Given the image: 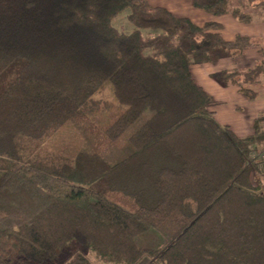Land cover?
Segmentation results:
<instances>
[{
    "label": "trees",
    "instance_id": "trees-1",
    "mask_svg": "<svg viewBox=\"0 0 264 264\" xmlns=\"http://www.w3.org/2000/svg\"><path fill=\"white\" fill-rule=\"evenodd\" d=\"M248 4L192 0L215 16L264 19V0ZM126 9L129 33L112 25ZM220 29L148 0H0V264H59L74 245L63 264H264V191L246 166L264 147V111L236 136L190 69L264 50ZM214 78L252 100L264 61ZM106 83L119 106L110 123L93 101ZM72 121L94 147L51 146ZM130 128L128 153L110 161L102 150Z\"/></svg>",
    "mask_w": 264,
    "mask_h": 264
},
{
    "label": "crops",
    "instance_id": "crops-1",
    "mask_svg": "<svg viewBox=\"0 0 264 264\" xmlns=\"http://www.w3.org/2000/svg\"><path fill=\"white\" fill-rule=\"evenodd\" d=\"M153 6H160L180 17H187L195 24L202 26L206 22L214 21L221 25L220 32L226 40H232L236 35L259 38L264 50V19L254 18L252 22L244 23L230 14L215 16L192 6V0H148ZM154 33V32H152ZM264 61V55L254 49H248L238 57L217 55L212 61L194 60L191 65L192 76L199 86L212 96L214 103L210 110L214 112L216 121L239 137L252 134L256 116L264 111V85H257L254 89L257 96L248 99L237 86H222L214 75L225 69H246ZM250 172V181L253 185ZM254 175L260 179V186L264 184V164L256 166Z\"/></svg>",
    "mask_w": 264,
    "mask_h": 264
},
{
    "label": "rangeland",
    "instance_id": "rangeland-1",
    "mask_svg": "<svg viewBox=\"0 0 264 264\" xmlns=\"http://www.w3.org/2000/svg\"><path fill=\"white\" fill-rule=\"evenodd\" d=\"M239 1V2H238ZM239 6L241 9L247 11V12H253L254 9L248 4V0H230V7ZM128 9L124 10L120 14H118L112 21V25L116 27L118 30L129 33L134 29V26L127 20V14ZM142 35L144 38L151 37L152 32L154 30L146 29L142 31ZM101 100L102 103L106 104L110 110L111 113H109L107 118V123H110L115 116L117 115L119 111V106L117 105V102L115 101L112 93L110 84L106 83L104 86L94 94L93 101H99ZM94 123L96 124L97 128H103L105 124H98V122L95 120ZM79 124L78 121H72L71 123L67 124L66 127H64L62 130H59L56 137L50 140V144L52 147H57V145H65L66 143H70L68 146L73 148H92L94 147L90 141L87 139L82 138V135L80 131L76 128V126ZM108 125V124H107ZM132 128L128 129L124 135L117 140L116 142L112 143L108 147L104 148L102 150L103 154H105L110 161L117 160L124 155H126L129 151V145L126 141L127 135L131 132ZM71 141V142H70ZM250 176V175H249ZM252 182L255 181L253 177ZM259 184V180L256 182H253V190L256 192H262L264 191V184L262 186L255 185ZM109 198L116 202L117 204L121 205L124 208L130 209L133 207V202L129 197L124 196L120 192H111L109 194ZM175 220V221H174ZM174 228L177 227V222H179V219H174ZM165 239V238H164ZM166 240V239H165ZM140 241H142L140 239ZM77 248V245L71 246L67 248L62 256L59 259V264H63L69 256H71L75 249Z\"/></svg>",
    "mask_w": 264,
    "mask_h": 264
},
{
    "label": "built area",
    "instance_id": "built-area-1",
    "mask_svg": "<svg viewBox=\"0 0 264 264\" xmlns=\"http://www.w3.org/2000/svg\"><path fill=\"white\" fill-rule=\"evenodd\" d=\"M259 164H264V147L256 150H251L246 157V166L250 168V172H252L251 177L255 179V181L253 182L259 180L260 183V179H258L254 175L255 168ZM255 185L257 186L259 184H255Z\"/></svg>",
    "mask_w": 264,
    "mask_h": 264
}]
</instances>
